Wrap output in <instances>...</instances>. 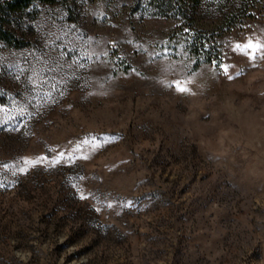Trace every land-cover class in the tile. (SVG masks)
<instances>
[{"label":"rangeland","instance_id":"1","mask_svg":"<svg viewBox=\"0 0 264 264\" xmlns=\"http://www.w3.org/2000/svg\"><path fill=\"white\" fill-rule=\"evenodd\" d=\"M133 3L0 46V264H264V4L210 62Z\"/></svg>","mask_w":264,"mask_h":264},{"label":"trees","instance_id":"2","mask_svg":"<svg viewBox=\"0 0 264 264\" xmlns=\"http://www.w3.org/2000/svg\"><path fill=\"white\" fill-rule=\"evenodd\" d=\"M80 0H0V46L23 48L27 45L20 30L26 21V14L38 11V5L61 4L69 20L75 21L74 9ZM94 1V0H90ZM264 0H134L133 10L149 17L178 18L186 22L191 31L190 48L198 58L203 57L213 62L220 59L219 38L231 30L237 18L255 17L258 5ZM210 10L218 15L213 27V37L202 34L199 28V15L202 11ZM239 21V20H238Z\"/></svg>","mask_w":264,"mask_h":264}]
</instances>
